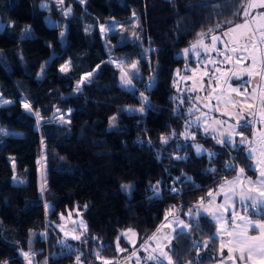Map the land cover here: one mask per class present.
I'll return each mask as SVG.
<instances>
[{
  "label": "trees",
  "instance_id": "trees-1",
  "mask_svg": "<svg viewBox=\"0 0 264 264\" xmlns=\"http://www.w3.org/2000/svg\"><path fill=\"white\" fill-rule=\"evenodd\" d=\"M245 5L0 0V97L9 102L0 106V127L10 133H0V264L119 261L120 249L144 247L172 213L189 226L167 247L172 264L215 263L216 226L205 215H190L241 168L250 177L255 173L245 145L219 143L192 124L185 109L190 98L179 93L177 77L188 74L186 63L194 65L183 49L200 33L239 23ZM132 16V41L117 43L115 35L98 30ZM148 48L151 65L144 58ZM66 62L68 70L60 71ZM62 114L66 121H56ZM251 128L244 124L240 132L249 138ZM75 208L86 230L67 252L57 224ZM258 218L264 220V211ZM126 230L136 233L133 248L121 236Z\"/></svg>",
  "mask_w": 264,
  "mask_h": 264
},
{
  "label": "rangeland",
  "instance_id": "rangeland-1",
  "mask_svg": "<svg viewBox=\"0 0 264 264\" xmlns=\"http://www.w3.org/2000/svg\"><path fill=\"white\" fill-rule=\"evenodd\" d=\"M55 2L56 5L60 6L63 0H51ZM81 2V0H78ZM43 8L48 9V4H43ZM246 13V15H245ZM64 15H69V10H64ZM136 17L132 16L130 20L126 22L112 21L106 27L100 26L98 28L102 33L113 34L115 42L120 43L121 41H132L135 39L137 34L136 29ZM245 24L246 27L240 28L238 25ZM66 28L60 33V41L64 42ZM225 33H227L225 35ZM63 34V35H61ZM201 34V33H200ZM203 37L200 35V40L203 39V44L197 42L191 44L190 46L183 49L182 54L194 62V65L186 63L184 70H189L187 77H190L189 85H179V93L181 95H189V98L193 100L194 104L203 103L204 96L207 97L206 104L210 106L212 110L217 114L216 106L222 105L225 107L227 104H232L233 101L238 97L241 90L248 92V98L259 99L258 96H253L254 88H257V92L260 94V103H264V88L258 87L257 75L261 72V64H264V54L261 56L262 49H264V0H246V5L241 15V20L232 26L223 28H218L217 31L213 33H203ZM216 36L219 39L216 41L215 49L212 48V37ZM247 45V51L244 45ZM195 45V47H194ZM235 48L236 51H232ZM151 48L145 51L147 54L144 58L147 63L151 65V57L149 52ZM187 50V51H185ZM189 54L192 56L190 58ZM226 57H230L228 60ZM253 58H255V66L253 67ZM240 59L241 62L237 63ZM67 66L64 71L66 72L70 66L69 62H66L61 68ZM150 68V67H149ZM133 66H130L128 72L132 73ZM219 69V71H217ZM250 70V71H248ZM143 74L142 72H139ZM145 76H147L145 74ZM88 76H83L80 83L86 82ZM196 80L194 83L193 80ZM151 82V79L149 80ZM193 82V83H192ZM80 84L77 85L78 90ZM208 88V89H207ZM209 91H205V90ZM236 89L237 91H232ZM209 92V94H207ZM252 92V93H251ZM187 93V94H186ZM9 104L8 101H4L0 97V106ZM128 111H132L131 108L126 107ZM206 110V107H205ZM206 113L201 110L200 114ZM56 121H66V116L64 114L58 115L55 118ZM244 124L230 126L225 124L226 130V141L234 144L235 142L239 145H245L248 142V136H245L240 132V127ZM252 125V123H249ZM259 125V124H258ZM107 124H101L96 130L99 137H103L105 134ZM0 133L4 136L10 135V133L0 127ZM239 137L235 141V138ZM243 138V142H242ZM234 142V143H233ZM12 167L14 161L11 160ZM40 167L43 169V162L40 163ZM42 173V171H41ZM15 183H20V180L14 178ZM124 186H129L131 184H124ZM58 230L61 232L60 244L66 248L67 252H72L74 245L72 241H76L85 232V223L78 208L73 210H67V212L61 215V221L57 224ZM129 232L135 233L132 230H127ZM76 237V238H74ZM136 244L133 245V247ZM132 247V248H133ZM146 249V245L141 248H136L132 252H125L122 254L119 261H110L111 264H142V259L140 257V252ZM28 254V253H27ZM29 261L33 259L32 254H28L26 257ZM148 256L144 260L148 261ZM82 264V263H77Z\"/></svg>",
  "mask_w": 264,
  "mask_h": 264
},
{
  "label": "crops",
  "instance_id": "crops-1",
  "mask_svg": "<svg viewBox=\"0 0 264 264\" xmlns=\"http://www.w3.org/2000/svg\"><path fill=\"white\" fill-rule=\"evenodd\" d=\"M263 54L264 49H262L261 56ZM260 70L261 72L257 75L256 82H259L258 87L264 88V66ZM177 78L178 87L182 84H191L189 81L190 77H187V74ZM196 80H193L194 83ZM207 89L205 91H209ZM252 95L258 96L260 99L257 88H254ZM206 96H204L203 103L194 104L188 99V104H185L186 112L193 114L192 124L199 127L205 134L219 141H224L227 133L225 124L226 126H235L243 123H252L249 140L245 143V152L251 160V168L255 176L250 177L245 172L241 174L240 170L237 171L232 178L222 182L204 203L197 205L190 217L205 215L216 226V234L220 242L218 259L214 264H258L261 255H264L255 248V245L261 243L260 237L262 235L260 229L256 228L255 225L257 223L264 224V220L258 218L260 213L264 211V196L261 195V192L264 191V184L261 183L264 177L260 176V170L264 169V164L257 165V160H264V156L260 155V151L264 149V103H260L259 99L254 101L248 98V92L241 90L232 104H227L225 107L222 105L216 106L215 108L218 111L216 114L206 104ZM201 110L206 113L200 114ZM216 121H220V123ZM238 139L240 138L238 137ZM250 149H256V151L251 152ZM183 225L188 224L175 214H170L162 226L147 241L146 249L142 251L144 253L141 252L142 254H140L143 261L142 264L145 263L144 259L146 256H148V261L153 260L149 259L150 256L154 257V259L167 260L161 253L166 252L168 254L167 247L173 237L189 228V226L185 228ZM229 232L232 235H229ZM121 236L130 248L137 243L136 233L126 230L121 233ZM248 237L257 238L253 242V257L251 260L247 259L245 251V259L241 260L239 259L241 252L238 242ZM125 252L126 249H123V251L119 250L120 256Z\"/></svg>",
  "mask_w": 264,
  "mask_h": 264
},
{
  "label": "snow or ice",
  "instance_id": "snow-or-ice-1",
  "mask_svg": "<svg viewBox=\"0 0 264 264\" xmlns=\"http://www.w3.org/2000/svg\"><path fill=\"white\" fill-rule=\"evenodd\" d=\"M81 2H83V0H81ZM245 15H246V13H245ZM237 27L243 28V27H246V25H245V24H241V25H238ZM226 34H227V33H225V35H226ZM61 35H63V34H61ZM200 35H201V37H203L204 34L201 33ZM218 39H219V37H216V36H213V37H212V41H213V42H212V48H213V49H215V47H216V41H217ZM198 43H199V44H203V39H201L200 41H198ZM194 47H195V45H194ZM244 47H245V50L247 51L248 49H247V45H246V44L244 45ZM185 51H187V50H185ZM232 51H236V49L233 48ZM226 59L230 60L231 58H230V57H226ZM240 62H241V60L238 59V60H237V63H240ZM254 66H255V58H253V67H254ZM66 67H67L66 65H65L64 67H62V68H61V71H64ZM133 68H135V65H133ZM217 71H219V69H217ZM248 71H250V70H248ZM89 75H91V74H89ZM122 79H124V82H125V83H127V84H131V80H130V79H125L124 77H122ZM232 91H237V90H236V89H232ZM145 99H146V98H145ZM25 107L28 108V105L25 104ZM140 111H143V108H141ZM113 119H115V117H113ZM216 122H217V123H220V121H216ZM185 135H187V133H185ZM194 138H195V137L193 136V139H194ZM166 142H167V141H165V143H166ZM218 142H219V143H224L225 141H219V140H218ZM242 142H243V138H242ZM196 151H197V153H199V152L201 151V147H200L199 145L196 146ZM250 151H251V152H255L256 149H250ZM260 155H261V156H264V149H262V150L260 151ZM177 159H180V157H177ZM261 164H264V160H257V165H261ZM240 173H241V174L244 173V169H243V168L240 169ZM260 176H261V177H264V169L260 170ZM238 181H239V178H238ZM249 183H251V181H249ZM261 183L264 184V180H262ZM125 187H127V186H125ZM211 195H212V193L209 192V196H211ZM261 195L264 196V191L261 192ZM183 227L187 228L188 225H183ZM255 227L258 228V229H260V231H261V233H262V235H261V237H260V239H261V243H260L259 245H255V248H256L260 253L264 254V224L257 223V224L255 225ZM228 234H229V235H232L231 232H229ZM74 238H76V237H74ZM153 239H155V237H153ZM256 239H257L256 237H248V238H246V239L241 240V241L238 242V247H239V250H240V252H241V255H240L239 259H241V260H244V259H245V251H246V254H247V259H249V260L252 259V257H253V250H254L253 242H254ZM230 243H231V241H230ZM117 247H119L118 244H117ZM120 250L123 251V249H120ZM230 251H231V249H230ZM161 255L164 256V257L168 260L169 264H172L171 257L168 256V254H167L166 252H162ZM25 256L27 257L28 254L25 253ZM230 258H231V257H230ZM77 259H78V261H79V258H77ZM149 259H154V257H151V256H150ZM104 264H111V262H110V261H104ZM258 264H264V255H261V258H260V260L258 261Z\"/></svg>",
  "mask_w": 264,
  "mask_h": 264
}]
</instances>
